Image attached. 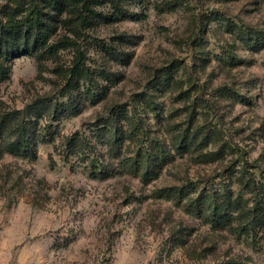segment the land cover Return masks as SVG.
Here are the masks:
<instances>
[{
	"label": "rangeland",
	"instance_id": "obj_1",
	"mask_svg": "<svg viewBox=\"0 0 264 264\" xmlns=\"http://www.w3.org/2000/svg\"><path fill=\"white\" fill-rule=\"evenodd\" d=\"M96 10L80 39L93 83L61 96L58 71L71 67V50L43 66L25 53L5 63L0 115L46 97L71 107L39 118L38 132L46 138L49 123L54 134L31 154L0 148V264H264V222L254 228L232 210L231 225L213 228L188 203L221 195L247 211L259 199L264 0H126L123 14L108 2ZM64 35L73 37L58 27L52 39ZM99 129L117 133V152ZM197 129L193 146L172 144ZM66 138L89 148L69 153ZM156 142L169 157L154 154ZM142 149L153 154L144 178L126 162H139ZM199 152L214 160L200 162ZM241 223L256 236L239 234Z\"/></svg>",
	"mask_w": 264,
	"mask_h": 264
},
{
	"label": "trees",
	"instance_id": "obj_2",
	"mask_svg": "<svg viewBox=\"0 0 264 264\" xmlns=\"http://www.w3.org/2000/svg\"><path fill=\"white\" fill-rule=\"evenodd\" d=\"M110 3L116 14H123L124 2L126 0H0V81L8 78V70L5 63L16 54H32L42 65V61L47 57L56 58L59 51L71 50L74 52L72 65L64 73L58 74L65 77V87L62 97H68L70 90L77 86L79 82L91 84L94 82L92 72L86 66V52L81 50V33L100 16L96 6ZM116 15H114L115 18ZM113 18V19H114ZM58 27L67 28L73 37L62 36L55 40ZM240 37H252L256 33L238 29ZM259 41H264L259 35ZM69 100V99H68ZM70 101V100H69ZM72 102V101H71ZM71 107V104L58 103L51 97L39 98L21 110H14L0 115V148L3 152L13 156H24L31 154V148L39 142H49L53 137V127L47 123L44 129L48 132L46 138L39 126V118L47 115L56 120L63 111V108ZM57 114H60L59 116ZM45 131V132H46ZM52 133H51V132ZM200 135L199 130L189 133L188 130L178 132L173 135L172 144L176 148L194 145V137ZM99 138H105L108 149L115 153L119 150L120 142L116 141L117 133L99 129ZM50 139V140H49ZM205 142L207 139L202 137ZM69 153L75 150L84 152V148H89V143L84 145V141L78 138H66ZM84 145V146H83ZM195 148H198L194 146ZM150 148L160 156L166 158L170 156L164 144L156 142ZM86 156V155H85ZM139 162L127 158L126 162L136 170H142V177H146L150 167L153 165V154L148 149L138 152ZM197 158L200 162L208 163L214 160L211 153L199 152ZM89 164L94 167V159L89 160ZM148 172V173H147ZM102 176V173H98ZM107 173H105L106 176ZM250 189L256 190V184L251 179L246 181ZM174 193V190H169ZM258 200H254V208L244 211L238 208L237 200L231 202L228 196L221 195L204 196L200 194L196 199L188 201L189 205L202 213L205 222L213 228H219L228 222L233 223V217L229 215L232 210H239V215H248L249 224L252 227H259L264 222V184L257 187ZM239 234L245 237H255L245 225L239 224L237 227Z\"/></svg>",
	"mask_w": 264,
	"mask_h": 264
}]
</instances>
